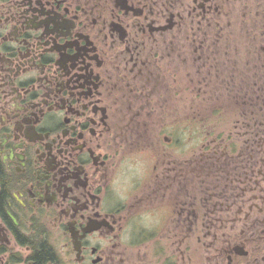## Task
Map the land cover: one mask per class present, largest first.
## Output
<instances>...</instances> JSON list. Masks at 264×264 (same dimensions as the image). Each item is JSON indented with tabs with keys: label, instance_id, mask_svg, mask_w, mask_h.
I'll return each mask as SVG.
<instances>
[{
	"label": "flooded vegetation",
	"instance_id": "flooded-vegetation-1",
	"mask_svg": "<svg viewBox=\"0 0 264 264\" xmlns=\"http://www.w3.org/2000/svg\"><path fill=\"white\" fill-rule=\"evenodd\" d=\"M0 264H264V0H0Z\"/></svg>",
	"mask_w": 264,
	"mask_h": 264
},
{
	"label": "rangeland",
	"instance_id": "rangeland-1",
	"mask_svg": "<svg viewBox=\"0 0 264 264\" xmlns=\"http://www.w3.org/2000/svg\"><path fill=\"white\" fill-rule=\"evenodd\" d=\"M194 108H197V107L194 105ZM193 125H194V127H197V128H196L197 130L201 129V124H200V122H193ZM229 125H230V124H229Z\"/></svg>",
	"mask_w": 264,
	"mask_h": 264
}]
</instances>
